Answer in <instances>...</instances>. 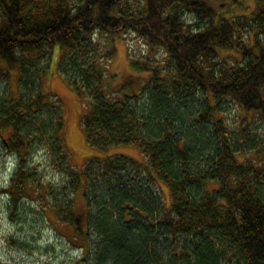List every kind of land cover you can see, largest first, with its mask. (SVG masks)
Instances as JSON below:
<instances>
[{
    "label": "trees",
    "instance_id": "obj_1",
    "mask_svg": "<svg viewBox=\"0 0 264 264\" xmlns=\"http://www.w3.org/2000/svg\"><path fill=\"white\" fill-rule=\"evenodd\" d=\"M128 1L0 0V76L15 70L18 78L17 94L0 91V137L19 154L0 193L16 205L31 196L26 152L52 138L70 175L65 201L56 195L52 207L75 233L68 240L81 239L85 251L94 242L109 264H264V143L249 136L247 116L234 143L223 110L231 99L264 121V0L250 13H236L246 0H144L143 9ZM98 33L111 38L110 48L100 50ZM136 37L149 53L166 52L175 71L170 79L161 64L130 56L150 75L141 106L129 83L121 96L106 85L116 40ZM56 50L60 75L90 104L81 119L87 143L138 145L143 165L126 155L89 159L81 169L69 163L65 105L45 87ZM81 188L87 213L75 207Z\"/></svg>",
    "mask_w": 264,
    "mask_h": 264
},
{
    "label": "rangeland",
    "instance_id": "obj_2",
    "mask_svg": "<svg viewBox=\"0 0 264 264\" xmlns=\"http://www.w3.org/2000/svg\"><path fill=\"white\" fill-rule=\"evenodd\" d=\"M134 1L140 9L145 8L144 0ZM124 2L130 1L124 0ZM245 3L247 8L238 9L236 13H250L255 7L254 0H246ZM94 39H99L100 50L110 48L111 38L108 35L98 33L94 35ZM115 44L117 49L113 59L108 64L109 76L106 85L107 87L110 85V89L121 96L120 91L124 90V84V88L127 90L126 82L129 83V93L132 95L142 93L137 101L140 102V106L144 105L148 101V93L143 91V85L148 83L150 75L142 70L134 69L131 66L130 56L148 63L151 62L153 65L161 64L164 69L161 72L165 77L171 76L167 74L169 70L174 72L172 76L175 75L174 62L169 56L170 60H166L167 54L162 49L159 52L149 53L147 45L137 37L135 40L130 38L126 41L117 39ZM139 46L143 47L142 50L139 49ZM231 52L236 53L232 49L222 50L220 58H226ZM148 53L151 55L150 59ZM58 54L59 52L56 50L50 61V71L47 73L45 87L55 92L65 105V122L67 126L64 128L62 135L65 138L66 149L69 152V163L81 169L89 159L126 155L133 158L138 164L143 165L146 159L138 145H112L100 149L87 143L81 119L86 112V107L90 104L83 98L84 96L79 95L72 86L68 85L60 75ZM220 58L219 61H221ZM228 59H231V57H228ZM79 61H85V59L80 57ZM172 76L170 79H172ZM4 78L0 76V91L8 92L13 89V94H17L18 78L16 71H11L8 80ZM185 89L188 92H196L194 95L197 97V101L204 99L203 91L191 90L188 87ZM133 91L134 93H132ZM223 110L226 116L225 123L229 125L231 130L232 141L237 145L244 124V116L253 121L251 126L253 132L249 136L256 135L258 138L264 136V121L260 120L257 115L253 116V113L246 111L237 102L231 99L225 100ZM219 114L221 115V113ZM51 142H54V139L33 141L30 149L26 152L27 165L33 173L30 179L33 185L30 190L31 196H26L16 205L9 193H0V259L4 264H109L96 255L94 242H92V247L89 246V250L85 251L80 246L82 244L81 239L76 242L68 240L75 235L73 229L68 225L58 223L57 213L52 204L59 201L55 199L56 195L63 196L61 200H64V194L67 192L64 185L67 179L69 180L70 175L68 170L59 166L60 158ZM18 156V153L14 155L6 148L0 137V189H4L2 188L3 185L9 186L8 182L11 175L17 170ZM242 159H245V156ZM218 185L216 182H210L208 187L214 188ZM156 188L160 191L159 193L162 195L164 202L170 205L171 194L168 185L158 180L156 181ZM74 201L79 213H87L83 188L75 193ZM94 204L96 203L93 201V208ZM94 237L96 236L90 237V240H94Z\"/></svg>",
    "mask_w": 264,
    "mask_h": 264
},
{
    "label": "bare ground",
    "instance_id": "obj_3",
    "mask_svg": "<svg viewBox=\"0 0 264 264\" xmlns=\"http://www.w3.org/2000/svg\"><path fill=\"white\" fill-rule=\"evenodd\" d=\"M264 136H261L260 138H258L256 135H252V138H257L259 140V144L262 145L264 143Z\"/></svg>",
    "mask_w": 264,
    "mask_h": 264
}]
</instances>
